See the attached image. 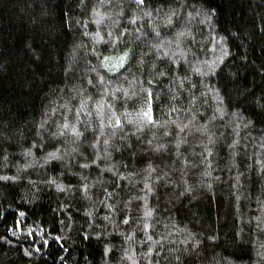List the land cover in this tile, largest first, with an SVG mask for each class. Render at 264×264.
I'll list each match as a JSON object with an SVG mask.
<instances>
[{
  "label": "trees",
  "instance_id": "obj_1",
  "mask_svg": "<svg viewBox=\"0 0 264 264\" xmlns=\"http://www.w3.org/2000/svg\"><path fill=\"white\" fill-rule=\"evenodd\" d=\"M0 264H264V0H0Z\"/></svg>",
  "mask_w": 264,
  "mask_h": 264
},
{
  "label": "snow or ice",
  "instance_id": "obj_2",
  "mask_svg": "<svg viewBox=\"0 0 264 264\" xmlns=\"http://www.w3.org/2000/svg\"><path fill=\"white\" fill-rule=\"evenodd\" d=\"M136 2H137V4H142L143 0H136ZM161 75H163V73H161ZM149 83H151V81H149ZM146 103L151 104L152 103L151 99H147ZM151 111H152V109L149 108L148 112L146 113L147 121H148L149 124L153 123V116L151 115ZM116 123H117V126H119L120 122L117 121ZM84 166H87V165H84ZM21 215H23V213H21ZM125 223H127V221H125Z\"/></svg>",
  "mask_w": 264,
  "mask_h": 264
}]
</instances>
